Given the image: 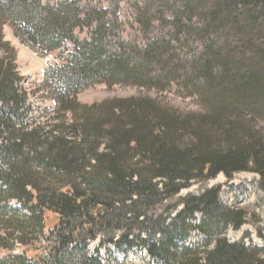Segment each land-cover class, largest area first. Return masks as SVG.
Masks as SVG:
<instances>
[{
	"label": "trees",
	"instance_id": "trees-1",
	"mask_svg": "<svg viewBox=\"0 0 264 264\" xmlns=\"http://www.w3.org/2000/svg\"><path fill=\"white\" fill-rule=\"evenodd\" d=\"M79 1L0 0V21L61 61L25 86L0 25V247L7 252L0 264H108L102 249L139 251V264H264V246L227 236L252 223L264 238L259 215L222 204V185H209L221 173L247 171L264 191V130L245 115L264 118V44L244 43L260 64L208 46L197 68L205 83L187 86L205 100L204 114H180L147 95L82 105L77 95L96 84L141 87L174 75H150L167 44L128 53L115 36L117 16ZM182 1L191 19L200 0ZM210 1L213 32L233 27L241 40L260 39L264 0ZM239 6L244 20L218 16ZM79 29L89 36L81 39Z\"/></svg>",
	"mask_w": 264,
	"mask_h": 264
},
{
	"label": "rangeland",
	"instance_id": "rangeland-1",
	"mask_svg": "<svg viewBox=\"0 0 264 264\" xmlns=\"http://www.w3.org/2000/svg\"><path fill=\"white\" fill-rule=\"evenodd\" d=\"M61 1L63 0H43L44 3L50 4H56ZM163 1L165 0H119L118 3L116 0L111 3L108 0L79 1L80 6L85 7L84 10L88 6L106 10L108 17L117 16L116 26L118 31L115 36L117 42L123 43L122 45L128 53L135 50L143 53L150 46L158 45L159 43L162 46L167 44L168 49L165 48L164 51L163 59L165 61L163 65L152 64L150 75L156 78L159 75L166 77L170 75L172 70L174 78L169 80L162 79L158 85H154L156 80H158L155 79L151 84L147 83L141 87L126 84H114L112 86L104 83L96 84L79 92L77 95L78 103L90 105L112 97L124 98L147 95L157 99L164 107L177 111V113L204 114L207 111L205 100L196 90H193V88L188 89L187 86L189 84L192 85V83L195 86L205 83L201 79L203 70L201 69L202 71L199 74L197 68L202 67L204 62L208 61V46L217 49L226 48L227 53L230 51V53L238 57L256 59L258 64L261 63L257 53L254 55L252 49L247 50L244 43L251 40L256 46L264 44V15H260L257 21V25L261 28L255 27L260 39L255 36H246L243 41L237 37L233 27L213 32L212 22L208 21L207 13L213 11L215 2L200 0V3L192 9L190 13L192 18L189 19V14L183 12L185 10L184 1ZM216 1L218 2L219 0ZM143 8L144 11H142ZM220 13H218V16H242L241 20L248 16L243 14V6H239L238 11H234L232 15ZM138 18H141L144 23L138 21ZM0 25H2L4 41L10 44L12 53L14 52L15 54V64L23 77L22 83L25 86L34 88V84L45 80L47 70L51 66L61 62L57 58V52H50L45 56L39 55L16 35L11 24L5 23L4 20L0 21ZM76 32L81 39H86L89 36L87 29H79ZM227 49L229 50L227 51ZM255 69L260 70L262 68L256 66ZM245 71L246 69L243 70V72ZM38 95L37 97H40V99L36 101L40 105V100H43V98L41 97L42 94ZM46 104L49 107L54 106L53 101H49ZM246 112V120H251L253 129L258 132L260 129L264 130V118H261V115H256L255 118L252 111L246 110ZM38 113L44 114L42 111ZM259 178L258 174L247 171L239 172L232 178H228L221 173L216 179L211 180L209 185H222V204L228 207L244 208L250 213L256 211L259 215L257 218L259 226L264 230V191L260 187ZM197 189L198 187L194 186L192 189L184 190L182 193L186 194ZM12 204L15 205V202H12ZM13 217H15V214ZM6 218H11V215H7ZM1 231L2 229L0 228ZM227 236L232 241L244 240L247 244L264 246V238H260L257 235L256 228L252 223L245 224L239 230L228 229ZM96 246L97 242L90 244L91 249H95ZM111 252L112 250L109 251L108 249H102L101 251V255L108 264L142 263L140 257L142 253L139 251L127 254V256L115 250L113 251L114 254ZM4 253L5 250L0 249V257Z\"/></svg>",
	"mask_w": 264,
	"mask_h": 264
}]
</instances>
